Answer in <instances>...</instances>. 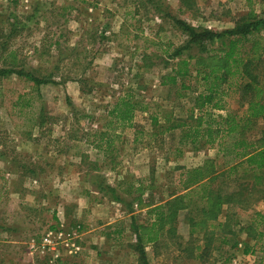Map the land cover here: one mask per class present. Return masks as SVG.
I'll return each mask as SVG.
<instances>
[{
	"label": "rangeland",
	"instance_id": "1",
	"mask_svg": "<svg viewBox=\"0 0 264 264\" xmlns=\"http://www.w3.org/2000/svg\"><path fill=\"white\" fill-rule=\"evenodd\" d=\"M194 1L196 9L185 12L179 0H0V68L13 61L16 69L51 80L35 92L16 75L0 79V264H140L131 247V223L149 221L147 206L179 190L181 172L207 161L213 171L224 170L216 147L182 143L178 131L158 134L165 117L193 125L197 114L187 111L193 91H202L195 78L181 100L173 87L160 86L171 70L167 54L186 41L172 19L219 33L249 14L264 18V0ZM259 33L264 41V30ZM219 45L217 40L213 47ZM191 68L194 76L196 66ZM129 93L148 108L141 112L139 106L131 124L122 126L108 113ZM226 100L233 110L240 107L237 99ZM155 114L159 124L153 127ZM105 131L119 139L104 151L96 145L105 148L98 135ZM259 175L236 178L251 184ZM94 182L115 188L126 202H141L133 201L129 212L99 193ZM182 212L179 241L201 246L188 240ZM232 212L238 245L229 262L214 252L207 261L177 257L176 240H170L167 250L145 247L149 264H264V237L260 250L243 255L244 244L255 243L238 231L254 212L264 217V199L248 211ZM61 225L80 248L74 258L50 262L32 251L45 232ZM257 226L264 233V221Z\"/></svg>",
	"mask_w": 264,
	"mask_h": 264
},
{
	"label": "trees",
	"instance_id": "2",
	"mask_svg": "<svg viewBox=\"0 0 264 264\" xmlns=\"http://www.w3.org/2000/svg\"><path fill=\"white\" fill-rule=\"evenodd\" d=\"M179 3L185 12L196 9L194 0H179ZM172 21L186 37V41L167 54L168 61H172L171 70L161 78L160 86L173 87L175 98L181 100L192 90L190 82L195 78L196 81L199 79L200 83H197L202 91L198 94L197 90L193 91L194 105L187 111L191 116L194 112L197 114L193 125L171 123L165 117L164 126H159L158 134L178 131L182 143L194 148L216 147L222 156L224 170L213 171V163L207 161L205 167L181 172L179 190L169 194L167 200L161 199L164 202L147 206L149 221L140 225H135L134 221L131 223L135 239L131 247L138 253L140 264H149L144 250L146 246L167 250L170 240H176L172 242L176 247L177 257L186 255L185 258L189 260L199 261L204 258L207 261L214 252L227 263L234 256L233 250L238 245L234 238L236 231L232 211H248L264 199V41L259 33L264 30V18L249 14L240 18L232 28L219 33L204 28L196 29L182 20ZM217 40L220 45L213 47ZM195 48L198 50L197 55L189 52ZM184 51H188L186 58L181 57ZM10 58L15 59L14 56ZM193 65L196 66L194 76L191 71ZM11 75L30 82L31 91L35 92H38L40 86L51 82L48 77H35L31 72L16 69L13 61L0 68V79ZM132 98L131 93L119 97L108 113L119 125H130L134 111L139 106V111H147V103L142 102L141 106ZM226 98L237 99L240 107L233 110L225 101ZM205 108L210 109L209 115ZM204 115L208 117L205 121ZM150 121L153 127L158 126L159 115H152ZM258 126L261 128L258 135L249 139L247 134ZM98 135L105 143V148L97 145L96 148L104 151L109 150L119 139V136L106 131ZM238 172L243 176L257 172L260 175L254 177L250 184L238 181ZM94 183L99 193L107 196L110 201L126 205L129 212L132 211L133 201L141 202L139 198L126 202L115 188L103 186L101 182ZM126 193L130 194L129 191ZM181 211L188 226V240L201 241V246L196 247L192 242L183 245L179 241L182 237L177 233L176 225L180 222L177 218ZM262 221L263 215L254 212L246 228L239 224L238 231L245 232L255 243L254 246L244 244L243 255L253 254L256 248L261 249L264 233L258 231L257 225ZM77 230L79 232L80 228ZM215 243L218 244L214 245ZM70 258L74 257L66 259Z\"/></svg>",
	"mask_w": 264,
	"mask_h": 264
},
{
	"label": "built area",
	"instance_id": "3",
	"mask_svg": "<svg viewBox=\"0 0 264 264\" xmlns=\"http://www.w3.org/2000/svg\"><path fill=\"white\" fill-rule=\"evenodd\" d=\"M31 248L33 252L41 256L48 255L50 262L60 258L74 257L80 251L75 238L66 235L62 225L57 229H49Z\"/></svg>",
	"mask_w": 264,
	"mask_h": 264
}]
</instances>
